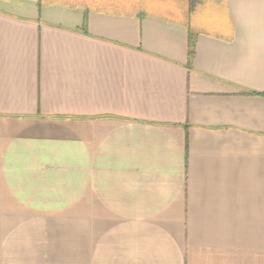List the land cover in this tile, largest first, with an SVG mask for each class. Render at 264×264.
Masks as SVG:
<instances>
[{"label": "crops", "instance_id": "0c3cea01", "mask_svg": "<svg viewBox=\"0 0 264 264\" xmlns=\"http://www.w3.org/2000/svg\"><path fill=\"white\" fill-rule=\"evenodd\" d=\"M0 264H264V0H0Z\"/></svg>", "mask_w": 264, "mask_h": 264}, {"label": "trees", "instance_id": "16d2710c", "mask_svg": "<svg viewBox=\"0 0 264 264\" xmlns=\"http://www.w3.org/2000/svg\"><path fill=\"white\" fill-rule=\"evenodd\" d=\"M83 33L86 35V20L84 21L83 23ZM193 45L192 43L189 44V52H188V58L189 60L192 59V56H193Z\"/></svg>", "mask_w": 264, "mask_h": 264}]
</instances>
